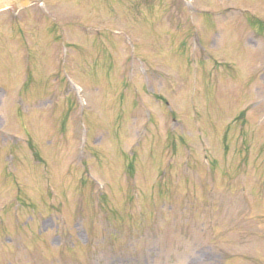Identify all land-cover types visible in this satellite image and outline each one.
I'll return each instance as SVG.
<instances>
[{"label":"rangeland","instance_id":"obj_1","mask_svg":"<svg viewBox=\"0 0 264 264\" xmlns=\"http://www.w3.org/2000/svg\"><path fill=\"white\" fill-rule=\"evenodd\" d=\"M0 264H264V0L0 11Z\"/></svg>","mask_w":264,"mask_h":264},{"label":"water","instance_id":"obj_2","mask_svg":"<svg viewBox=\"0 0 264 264\" xmlns=\"http://www.w3.org/2000/svg\"><path fill=\"white\" fill-rule=\"evenodd\" d=\"M7 1H10V0H5V2ZM35 0H11L7 6H8V9L11 10V11H16V9L18 7H21V6H24V5H27L31 2H33ZM1 5V4H0Z\"/></svg>","mask_w":264,"mask_h":264}]
</instances>
